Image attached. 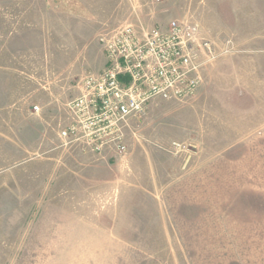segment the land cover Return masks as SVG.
<instances>
[{"label":"rangeland","instance_id":"374dc122","mask_svg":"<svg viewBox=\"0 0 264 264\" xmlns=\"http://www.w3.org/2000/svg\"><path fill=\"white\" fill-rule=\"evenodd\" d=\"M172 20L195 94L130 118L123 153L63 138L100 38ZM0 264H264V0H0Z\"/></svg>","mask_w":264,"mask_h":264},{"label":"built area","instance_id":"2783aa9c","mask_svg":"<svg viewBox=\"0 0 264 264\" xmlns=\"http://www.w3.org/2000/svg\"><path fill=\"white\" fill-rule=\"evenodd\" d=\"M197 33L196 24L172 20L142 33L126 26L102 36L104 68L80 80V95L67 104L73 119L61 136L94 153L112 146L123 153V129L130 118L154 99L180 100L195 94L202 63Z\"/></svg>","mask_w":264,"mask_h":264}]
</instances>
